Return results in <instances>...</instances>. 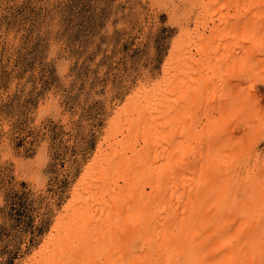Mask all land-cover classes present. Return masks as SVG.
<instances>
[{
    "label": "bare ground",
    "instance_id": "1",
    "mask_svg": "<svg viewBox=\"0 0 264 264\" xmlns=\"http://www.w3.org/2000/svg\"><path fill=\"white\" fill-rule=\"evenodd\" d=\"M184 1L171 11L180 38L163 80L139 82L114 109L45 249L25 264L259 258L264 0Z\"/></svg>",
    "mask_w": 264,
    "mask_h": 264
},
{
    "label": "rangeland",
    "instance_id": "2",
    "mask_svg": "<svg viewBox=\"0 0 264 264\" xmlns=\"http://www.w3.org/2000/svg\"><path fill=\"white\" fill-rule=\"evenodd\" d=\"M183 1L0 0V264L45 249L133 82L163 80Z\"/></svg>",
    "mask_w": 264,
    "mask_h": 264
},
{
    "label": "snow or ice",
    "instance_id": "3",
    "mask_svg": "<svg viewBox=\"0 0 264 264\" xmlns=\"http://www.w3.org/2000/svg\"><path fill=\"white\" fill-rule=\"evenodd\" d=\"M260 47L261 49H264V36L261 37L260 40ZM143 79V77H141ZM137 90V85L135 82H133L132 87L129 89V91H136ZM119 95V93H118ZM129 99H131V97H129ZM121 103H123V101H120ZM187 102V100L185 99V103ZM176 105L179 108L181 106V97L177 96L176 99ZM260 195H261V212L262 215H264V180L261 181V185H260ZM71 247L75 250L79 248V245H71ZM259 258H256V251L255 249H253V260H252V264H264V238H262L261 243L259 245ZM71 264H91V261H73L71 262ZM127 264H135L134 261H128ZM169 264H171V262H169ZM180 264H183V262H180ZM203 264H214V258H209L206 259Z\"/></svg>",
    "mask_w": 264,
    "mask_h": 264
}]
</instances>
